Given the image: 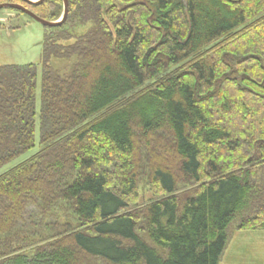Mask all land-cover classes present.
<instances>
[{"label": "trees", "instance_id": "1", "mask_svg": "<svg viewBox=\"0 0 264 264\" xmlns=\"http://www.w3.org/2000/svg\"><path fill=\"white\" fill-rule=\"evenodd\" d=\"M41 69L0 66V168L40 127L0 173V264H219L264 230V0H69Z\"/></svg>", "mask_w": 264, "mask_h": 264}, {"label": "rangeland", "instance_id": "2", "mask_svg": "<svg viewBox=\"0 0 264 264\" xmlns=\"http://www.w3.org/2000/svg\"><path fill=\"white\" fill-rule=\"evenodd\" d=\"M45 34L46 27L28 15L10 9H3L0 11V66L37 64L39 66V90L41 87V56ZM40 107L39 92L37 99L38 111H40ZM39 148L40 127L38 120L35 146L3 165L0 168V173L5 172L34 155L38 152ZM141 188L144 195L143 200L151 198V195L147 192V189H145V185L143 187L142 184ZM34 217L33 222L37 224L38 216L35 215ZM44 224L49 225V228H56V220H51L49 218L44 221ZM44 224V232L41 234H48L51 236L53 232L45 228ZM31 232L34 234L38 232V235H40L37 228L33 229ZM18 245V243H15L13 247ZM219 264H264V230L231 231L228 244Z\"/></svg>", "mask_w": 264, "mask_h": 264}, {"label": "water", "instance_id": "3", "mask_svg": "<svg viewBox=\"0 0 264 264\" xmlns=\"http://www.w3.org/2000/svg\"><path fill=\"white\" fill-rule=\"evenodd\" d=\"M23 3L26 4H31V5H39L43 2H45L46 0H21ZM23 3H11V2H3L0 3V11L2 9H14L17 11H20L26 15H28L29 17H31L32 19H34L35 21L41 23L43 26L47 27V28H53V27H57L62 25L66 18H67V14L69 11V0H63V14L62 16L57 19V20H47L44 19L42 17H40L39 15H37L35 12H33L32 10H30L29 8H27Z\"/></svg>", "mask_w": 264, "mask_h": 264}]
</instances>
